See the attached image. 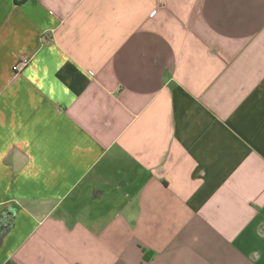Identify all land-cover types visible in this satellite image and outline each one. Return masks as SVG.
I'll use <instances>...</instances> for the list:
<instances>
[{"label": "crops", "instance_id": "obj_1", "mask_svg": "<svg viewBox=\"0 0 264 264\" xmlns=\"http://www.w3.org/2000/svg\"><path fill=\"white\" fill-rule=\"evenodd\" d=\"M0 264H264V0H0Z\"/></svg>", "mask_w": 264, "mask_h": 264}, {"label": "built area", "instance_id": "obj_2", "mask_svg": "<svg viewBox=\"0 0 264 264\" xmlns=\"http://www.w3.org/2000/svg\"><path fill=\"white\" fill-rule=\"evenodd\" d=\"M29 58L26 56H19L16 64L14 65V75H18L21 70L24 68V66L27 64ZM90 75H92L91 72H89Z\"/></svg>", "mask_w": 264, "mask_h": 264}, {"label": "snow or ice", "instance_id": "obj_3", "mask_svg": "<svg viewBox=\"0 0 264 264\" xmlns=\"http://www.w3.org/2000/svg\"><path fill=\"white\" fill-rule=\"evenodd\" d=\"M131 43V41H129V44ZM121 51H123V49H121ZM117 55H119V53H117ZM126 73L131 77L134 78L135 80L139 81L142 80V76L138 75L137 72L135 70H126Z\"/></svg>", "mask_w": 264, "mask_h": 264}]
</instances>
